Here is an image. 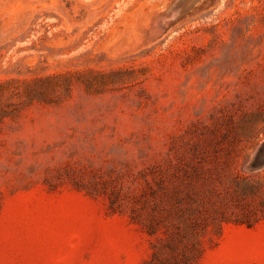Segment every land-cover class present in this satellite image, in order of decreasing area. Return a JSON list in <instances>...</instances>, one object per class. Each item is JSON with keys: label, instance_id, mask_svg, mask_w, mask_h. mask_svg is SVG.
Here are the masks:
<instances>
[{"label": "rangeland", "instance_id": "1", "mask_svg": "<svg viewBox=\"0 0 264 264\" xmlns=\"http://www.w3.org/2000/svg\"><path fill=\"white\" fill-rule=\"evenodd\" d=\"M173 1L0 0V264H264V0Z\"/></svg>", "mask_w": 264, "mask_h": 264}, {"label": "trees", "instance_id": "2", "mask_svg": "<svg viewBox=\"0 0 264 264\" xmlns=\"http://www.w3.org/2000/svg\"><path fill=\"white\" fill-rule=\"evenodd\" d=\"M172 249L173 246H170ZM199 252V248L196 246H192V248H188V250L183 251L180 254V257L177 259V257L172 256V263L173 264H188L191 258L195 256Z\"/></svg>", "mask_w": 264, "mask_h": 264}, {"label": "water", "instance_id": "3", "mask_svg": "<svg viewBox=\"0 0 264 264\" xmlns=\"http://www.w3.org/2000/svg\"><path fill=\"white\" fill-rule=\"evenodd\" d=\"M179 1H181V0H175V1H173V2H179ZM173 2H172V4H171V5H173V6H171V7H174ZM196 2H197V0H189V1L187 0L186 3H188V6H187V9H186V10H189L190 8H192L193 5H194Z\"/></svg>", "mask_w": 264, "mask_h": 264}, {"label": "bare ground", "instance_id": "4", "mask_svg": "<svg viewBox=\"0 0 264 264\" xmlns=\"http://www.w3.org/2000/svg\"><path fill=\"white\" fill-rule=\"evenodd\" d=\"M188 1H189V0H188ZM198 1H199V0H197V2H198ZM178 4H179V3H178ZM182 4H183V3H182ZM182 4H181V5H182ZM186 4H187V3H186ZM179 7H180V6H179ZM181 7H182V6H181ZM184 7H185V6H184ZM184 7H183V8H184ZM172 8H173V7H172ZM186 8H187V6H186ZM164 9H165V8H164ZM172 10H173V9H171V11H172ZM185 11H186V10H185ZM173 12L175 13V10H174ZM173 12H171V13H173ZM166 14H167V13H166ZM168 15H169V14H168ZM171 16H172V15H171ZM171 16H169V17H171ZM173 16H174V15H173ZM160 18H161V17H160ZM162 18H164V17L162 16ZM162 18H161V19H162ZM177 18H178V17H177ZM171 19H172V18H171ZM171 19H170V20H171ZM164 20H165V19H164ZM161 21H162V20H161ZM165 25H167V24H165Z\"/></svg>", "mask_w": 264, "mask_h": 264}]
</instances>
